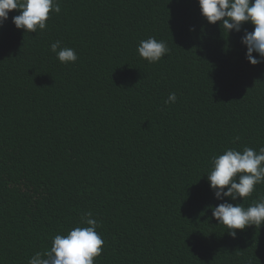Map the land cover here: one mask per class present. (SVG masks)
<instances>
[{
  "label": "trees",
  "instance_id": "obj_1",
  "mask_svg": "<svg viewBox=\"0 0 264 264\" xmlns=\"http://www.w3.org/2000/svg\"><path fill=\"white\" fill-rule=\"evenodd\" d=\"M18 14L0 29V264H27L87 212L95 264H264V225L228 235L206 176L224 149L264 147V63L243 31L223 34L198 0H61L37 33ZM150 36L170 49L155 64L137 53Z\"/></svg>",
  "mask_w": 264,
  "mask_h": 264
},
{
  "label": "clouds",
  "instance_id": "obj_2",
  "mask_svg": "<svg viewBox=\"0 0 264 264\" xmlns=\"http://www.w3.org/2000/svg\"><path fill=\"white\" fill-rule=\"evenodd\" d=\"M198 3L204 19L211 25L220 22L223 34L243 31L241 43L246 46V60L252 66L264 63V0H198ZM13 11L19 13L11 17L18 30L43 32L50 13L60 14L61 0H0V29ZM245 24L253 25V30L244 29ZM50 51L63 64H74L78 60L75 49L63 46L60 40L50 45ZM169 52L165 41L151 36L137 46L138 55L150 64L158 63ZM253 53H257L259 59ZM176 101V93L171 92L164 103ZM239 139L234 137L233 144ZM206 176L215 198L222 201L211 207L212 218L228 229V235L235 239L237 230L264 225V195L248 207L244 203H232L244 201L257 185L264 184V147L259 151L248 146L242 150L226 148L222 154L212 156ZM80 223L83 226L51 237V246L36 251L27 264H95L96 258L103 253L104 240L97 231L102 223L94 219L91 212L84 213Z\"/></svg>",
  "mask_w": 264,
  "mask_h": 264
}]
</instances>
